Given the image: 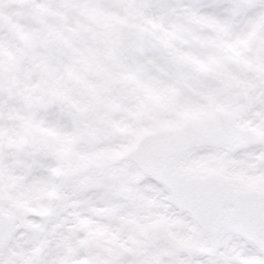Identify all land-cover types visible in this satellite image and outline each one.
Masks as SVG:
<instances>
[{"label":"snow or ice","instance_id":"6c2138e0","mask_svg":"<svg viewBox=\"0 0 264 264\" xmlns=\"http://www.w3.org/2000/svg\"><path fill=\"white\" fill-rule=\"evenodd\" d=\"M0 264H264V0H0Z\"/></svg>","mask_w":264,"mask_h":264}]
</instances>
